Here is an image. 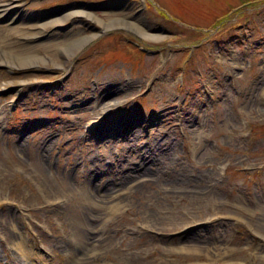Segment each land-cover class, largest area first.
Segmentation results:
<instances>
[{
    "label": "rangeland",
    "instance_id": "374dc122",
    "mask_svg": "<svg viewBox=\"0 0 264 264\" xmlns=\"http://www.w3.org/2000/svg\"><path fill=\"white\" fill-rule=\"evenodd\" d=\"M13 1L0 264H264V0Z\"/></svg>",
    "mask_w": 264,
    "mask_h": 264
},
{
    "label": "bare ground",
    "instance_id": "6f19581e",
    "mask_svg": "<svg viewBox=\"0 0 264 264\" xmlns=\"http://www.w3.org/2000/svg\"><path fill=\"white\" fill-rule=\"evenodd\" d=\"M14 6H16V2H14L13 0L12 1L7 0V2L2 3L0 5V18L2 16H5V14L10 13L11 10L14 8ZM75 15H86V16H90L92 18L94 16V14H92L89 11H86L83 9H75L73 11L68 12V14H65V16L62 19L61 18L54 19L51 22L59 23L65 19L69 18V16L71 17V16H75ZM95 18H96L95 20L98 22V24L103 29L116 27V26H125L129 29H133L135 31H138L139 33H142V34L146 33V34L152 35V32H150L142 22L140 23L139 21L137 22L135 20H131V19L127 18L126 16H112V17H107V18H100L98 16ZM157 35L158 34H156V36ZM94 36H95L94 34H89V35H84L82 37L77 38L75 41H72V42H74V44L72 42H70L72 45L69 46V50H73L75 47H78V46H81V45L88 43V41H90ZM72 53H73V51H72ZM0 57H2V56H0ZM22 60H20V61L22 62ZM6 61L9 62V60H6ZM23 63H27V62H23ZM139 158H142L143 160L146 159V157H143V156H139ZM154 159H156V157H154ZM104 191H107V189H104ZM98 192L99 191L96 192V195L98 194ZM100 197L104 198L105 196L100 194ZM73 234L78 235V237L80 236L82 238V240L84 242L86 241L87 243H88V240H91L92 237L94 236V234L91 232L90 226L87 223L84 224L83 227H81V225H77L76 228H74V230H73ZM69 245H70V250L73 251L74 255L78 254L79 251L81 250V247L79 246L80 244L76 245V242L70 241ZM82 251L85 252L84 248H82ZM24 253L27 254L28 256H30L27 251H24ZM115 264H119V263L117 262Z\"/></svg>",
    "mask_w": 264,
    "mask_h": 264
}]
</instances>
